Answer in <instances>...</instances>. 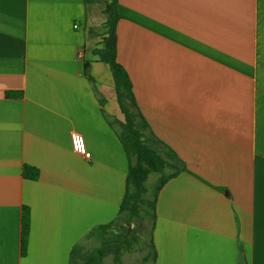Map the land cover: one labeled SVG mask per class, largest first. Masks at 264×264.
Masks as SVG:
<instances>
[{
	"label": "crops",
	"instance_id": "1",
	"mask_svg": "<svg viewBox=\"0 0 264 264\" xmlns=\"http://www.w3.org/2000/svg\"><path fill=\"white\" fill-rule=\"evenodd\" d=\"M109 1L0 0V264H85L95 251L83 257L80 242L118 217L124 117L98 61L104 29L93 30ZM118 10L117 62L149 132L184 169L158 192L153 252L99 264H264V0H118Z\"/></svg>",
	"mask_w": 264,
	"mask_h": 264
},
{
	"label": "trees",
	"instance_id": "2",
	"mask_svg": "<svg viewBox=\"0 0 264 264\" xmlns=\"http://www.w3.org/2000/svg\"><path fill=\"white\" fill-rule=\"evenodd\" d=\"M106 21L103 23L104 33L102 34L100 44L102 48L97 56L98 61L109 66L116 91L117 102L123 121L117 123L115 134L122 145L128 158V175L124 199L120 205L118 217L115 222L121 218L127 219L130 223L132 219L139 218L141 221L150 219L151 229L154 228L155 204L158 192L171 178L175 177L183 168V164L177 159L174 152L166 148L160 141L154 138L149 132L148 123L141 114L136 104L132 84L124 67L117 62V23L121 16L118 10V0H110L104 9ZM84 74L93 82L89 74L90 65L84 62ZM9 95V93H8ZM163 152V155L160 153ZM167 170H171L169 173ZM159 175L158 184L156 178L151 188L147 185L151 176ZM23 176L37 180L39 172L35 168L24 166ZM115 222L99 227L104 230L110 228ZM30 232L29 210L23 208L21 217V253H26L27 240ZM127 231L118 235L128 242ZM124 242V243H125ZM154 250V249H153ZM113 253L119 256V250H111L108 244H104L95 250L92 256L85 259V264H99L106 253Z\"/></svg>",
	"mask_w": 264,
	"mask_h": 264
},
{
	"label": "rangeland",
	"instance_id": "3",
	"mask_svg": "<svg viewBox=\"0 0 264 264\" xmlns=\"http://www.w3.org/2000/svg\"><path fill=\"white\" fill-rule=\"evenodd\" d=\"M97 7H103L108 0H93ZM95 32H102V25L100 29ZM98 39V36H96ZM162 154V151L160 150ZM156 178V185L158 184L159 175L151 176L150 182L147 187L151 188ZM151 220L147 219L141 221L139 218H134L130 223H126L124 218L119 219L108 229H98L93 231L90 235L86 236L80 243V250L83 257L93 253L96 249L102 247L105 243H109L108 247L111 250H119V253L124 256V259L136 258V256H144L147 253H152V249L149 248L150 234H151ZM143 227V228H142ZM127 231L126 237L128 242H125L124 238L120 237L119 240H115L118 235ZM125 242V243H124ZM111 245V246H110ZM110 262V259H109ZM125 262V261H124ZM132 262V259L129 263Z\"/></svg>",
	"mask_w": 264,
	"mask_h": 264
},
{
	"label": "built area",
	"instance_id": "4",
	"mask_svg": "<svg viewBox=\"0 0 264 264\" xmlns=\"http://www.w3.org/2000/svg\"><path fill=\"white\" fill-rule=\"evenodd\" d=\"M74 28H79V27L76 25V26H74ZM84 56H85V52L82 51V52L80 53V57L83 58ZM77 141H80L81 146L84 148V152H80V151L77 149V146H76ZM71 147H72V151H73L75 154L81 156V158H82L85 162H88V161L91 160V154H90V152L87 150L86 145H85L84 138H83L80 134H78V133H72V134H71Z\"/></svg>",
	"mask_w": 264,
	"mask_h": 264
},
{
	"label": "clouds",
	"instance_id": "5",
	"mask_svg": "<svg viewBox=\"0 0 264 264\" xmlns=\"http://www.w3.org/2000/svg\"><path fill=\"white\" fill-rule=\"evenodd\" d=\"M76 146H77V149H78L80 152H84V148L81 146L80 141H77Z\"/></svg>",
	"mask_w": 264,
	"mask_h": 264
}]
</instances>
